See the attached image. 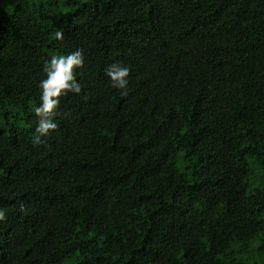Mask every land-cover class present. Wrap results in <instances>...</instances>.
I'll return each mask as SVG.
<instances>
[{"label":"trees","instance_id":"obj_1","mask_svg":"<svg viewBox=\"0 0 264 264\" xmlns=\"http://www.w3.org/2000/svg\"><path fill=\"white\" fill-rule=\"evenodd\" d=\"M0 211V264H264V0H0Z\"/></svg>","mask_w":264,"mask_h":264},{"label":"clouds","instance_id":"obj_2","mask_svg":"<svg viewBox=\"0 0 264 264\" xmlns=\"http://www.w3.org/2000/svg\"><path fill=\"white\" fill-rule=\"evenodd\" d=\"M56 40L63 38L62 30L54 33ZM85 62L83 50L80 48L67 54H54L44 62L43 77L38 81L39 103L33 107L37 123L35 125V142L39 143L40 138L48 136L52 130L57 128L55 116L61 98L69 93L79 94L81 86L76 79V72ZM130 69L120 63H111L105 75L108 77L110 86L120 90V95L127 94ZM4 213L0 211V219Z\"/></svg>","mask_w":264,"mask_h":264}]
</instances>
